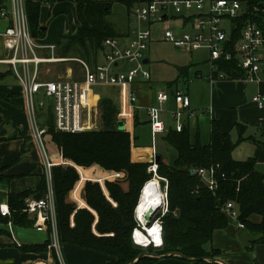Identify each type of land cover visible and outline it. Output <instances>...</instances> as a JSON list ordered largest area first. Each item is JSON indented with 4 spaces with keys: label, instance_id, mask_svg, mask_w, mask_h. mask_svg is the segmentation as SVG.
<instances>
[{
    "label": "trees",
    "instance_id": "trees-1",
    "mask_svg": "<svg viewBox=\"0 0 264 264\" xmlns=\"http://www.w3.org/2000/svg\"><path fill=\"white\" fill-rule=\"evenodd\" d=\"M75 1L81 27L76 34L65 35L61 44L65 43L66 52L77 45L90 56L91 51L95 53L103 48L107 38L118 35L107 20V15L112 10V2ZM117 2L130 11L138 0ZM246 2L250 12H253V8L261 6L264 0ZM26 7L32 35L43 37L45 30L40 25L41 1L28 0ZM252 16L249 13L237 21L238 28L232 37L234 41L245 22ZM235 67L234 62H224L220 63L219 69L224 70L230 77H241V72ZM2 97L6 96L0 94V98ZM100 107L105 118V128L81 133L57 131L52 108L48 110V132L64 160L85 167L98 165L104 170L124 174L123 178L106 180L105 192L99 182L87 181L89 178H85L79 168L81 180L87 181L83 198L88 206L79 208L76 202L68 199L70 191L80 179L78 170L75 167L69 168L68 164L55 166L52 175L59 237L61 243L112 255L117 259L116 264H133L143 251H147L133 242L132 233L137 226L135 209L142 189L152 181L153 174L148 172L149 162L132 160L133 139L130 132L118 128V106L112 99L102 97ZM138 112L139 109L136 110L135 127L140 124ZM235 128L238 139L233 141L231 134L222 130L220 121L213 120L208 143H203L200 129L192 134L188 126L181 132L172 125L167 128L163 137L176 150L177 155L169 164L161 159L158 163V175L168 180L169 211L162 218L163 246H150L148 250H153L147 253L158 256L175 252L191 258L216 257L220 250L212 246L213 234L215 230L226 228L229 224V217L222 209L228 201L235 202L239 210V220L251 234L257 236L254 243L264 241V172L257 169L255 157L237 160L232 155L243 141H254L260 147L262 143L245 134L246 124L237 122ZM134 142L136 143L135 136ZM210 167L216 168L219 183L214 191L206 186L197 173H191L192 169ZM2 172L0 169V181H9L11 177L4 176ZM156 182L160 185L159 180ZM46 188L47 180L44 175L37 192L44 194ZM32 194V190L9 193L8 203L12 214L10 217L0 215L6 217L7 222L12 220L15 224L33 226L34 220L23 211L27 198ZM253 215L261 216L260 222L252 221ZM49 245L48 240L44 244L22 246V249L42 252L48 250ZM157 256H144L135 264H155ZM55 258L59 264L56 255Z\"/></svg>",
    "mask_w": 264,
    "mask_h": 264
},
{
    "label": "crops",
    "instance_id": "crops-1",
    "mask_svg": "<svg viewBox=\"0 0 264 264\" xmlns=\"http://www.w3.org/2000/svg\"><path fill=\"white\" fill-rule=\"evenodd\" d=\"M27 1L24 0L25 4H27ZM36 1H41L40 25L45 30V33L43 37H35V39L39 45L54 46V48H39L37 50L38 56L42 58H55V60L41 63V79L84 80L85 69L81 61L86 62L92 69H95L96 66L100 65L98 63V51H95V53L91 51V55L87 56L80 46L75 45L69 52H66L65 43L61 44V40L65 35L76 34L81 27L76 1ZM95 1L112 2V10L107 15L108 20L113 15L117 0ZM5 2H7L6 5ZM10 6V0H0V8H10ZM122 6L125 10H123L120 16V21H108L117 31L118 35L114 38L118 39L122 47H126L134 39V29H131L128 24V21L131 20V10L129 11L127 7ZM125 11L127 13V19ZM123 18L127 20L126 23L121 22ZM175 20L180 19L175 18ZM172 21L167 23L158 21H153L152 23L145 22L144 25H150L152 27L154 23H159L165 26L168 24L171 27ZM178 24H180V28H175L179 31H184L186 26H183L181 21ZM10 25L11 20L4 18L0 14V94L6 96L0 98V169L3 170L2 174L4 176L11 177L9 181H0V204H7L8 206L9 193H21L32 190L33 194L27 198L26 203L31 198H35L39 193L37 189L42 177L45 175L44 155L53 161V168L65 164L57 144L53 140L50 132H48L47 121L49 109H42L37 113V117L38 114L42 115L44 120L42 123L38 120L39 124L47 128V134L43 137L45 152H42L33 135V126L26 110L22 86L17 80L12 66L2 61L7 59L11 54L5 45V38L3 36V33ZM163 38L162 41H164ZM152 41L151 38L150 43ZM103 48H106L104 43ZM199 50L205 49H198L193 52L180 51L193 56ZM107 51V48L104 49L105 62ZM145 60L147 61L144 62V67L149 62L146 56ZM192 65L180 68L179 76L188 79L186 85L179 84L180 78L178 76L175 80L166 81V86L163 89L156 87V81L152 78L151 69L145 67L151 73V79L145 80L142 77H138L133 84V88L138 95V105L140 106L138 112L140 123L143 120L150 128L147 108L157 104L156 96L159 91L164 90L170 94V100L166 104L167 108L176 107L174 94L177 91H182L191 98V108L195 111V116H186L185 118V126H188L190 131L193 129V133L191 131L192 134L200 129L202 137V129L204 128L210 135L211 122L218 120L220 121L222 130L229 132L233 141H236L238 134L235 124L237 122L244 123L246 124L245 134L255 137L262 143V146H258L254 141L246 140L240 143L241 145L239 144V147L249 145L247 146L248 156L256 158L257 169L260 167L264 168V107L260 108L253 101L254 96L257 94L264 95V69L260 73V81L227 79L211 83L208 79L210 71L209 65L207 67L200 65L197 69L193 70ZM128 66V64L122 63L115 70H126ZM119 92L118 87L110 85L95 87L92 99L97 102L98 111L102 97L112 99L119 108ZM140 115L143 116L141 117ZM119 120L121 119L119 118ZM124 121L125 130L130 132L133 139L131 156L134 162L151 163L156 154H160L165 163H171L165 159L164 154L154 144L142 142L140 137L136 135L135 116ZM170 125H172L171 121L167 128ZM165 132L160 134L164 136ZM134 136L136 137V143L134 142ZM242 147L245 148V146ZM78 166L73 165L78 172L79 168H81L84 177L89 178L87 181L99 182L105 192V181L111 179L109 176L120 175L114 171L104 170L98 165L90 167ZM87 181L85 179L81 180L80 174V179L77 181L76 186L69 193L68 199L76 202L79 208L88 207L83 198V190ZM123 185L124 187L127 186L126 183ZM28 217L35 222L34 216L28 214ZM251 220L260 222L261 216L253 215ZM10 221L12 220L7 222L6 217L0 215V264H57L54 252L49 249V246L48 250L42 252L25 251L22 249V246L25 245L44 244L48 240L50 242L51 236L48 230L38 231L34 227V224L33 226H25L15 224L13 221L11 227L9 226ZM72 225H74L73 220ZM256 240L257 236L251 234L247 228H240L236 222L229 219V224L226 228L217 229L213 234L212 246L220 250V254L216 258L221 261L215 262L209 259L186 260L180 256L158 255L155 264H211L212 262L218 264H264V241L254 243ZM62 252L66 264H116L117 261L112 255L68 243H62Z\"/></svg>",
    "mask_w": 264,
    "mask_h": 264
},
{
    "label": "built area",
    "instance_id": "built-area-1",
    "mask_svg": "<svg viewBox=\"0 0 264 264\" xmlns=\"http://www.w3.org/2000/svg\"><path fill=\"white\" fill-rule=\"evenodd\" d=\"M10 4V8H0V14L11 20V25L3 33L5 45L11 54L2 61L12 66L22 86L26 110L33 126V135L42 152H45L43 137L47 134V128L39 124L38 111L52 108L54 126L57 131L70 133L92 131L97 126V102L92 99L93 90L97 86L118 87L120 90L119 118L126 120L135 116L140 106L133 84L138 77L145 80L151 79V73L144 67V59L153 32L150 25H144L145 22L167 23L176 18L180 19L183 26L189 25L193 28V32L179 31L167 24L164 29V40L185 52L207 50L210 69L208 79L211 83L227 79L260 81V73L264 69V2L250 12L246 0H138L131 9L132 19L137 27L133 31L134 39L128 46L122 47L116 38H107L104 41V46L108 49L104 64L92 69L86 62L81 61L85 69L84 80H42L41 63L55 60V58H42L38 56L37 50L41 47L54 48V46L37 43L30 30L24 0H10ZM249 13L253 16L245 22L238 38L234 41L232 37L238 28L237 21ZM224 62H234L235 68L241 72L242 76L233 78L224 70H220V63ZM122 63L128 64V68L116 71V67ZM156 98L157 104L147 108L153 140L158 134L166 131L168 119L172 127L181 132L185 128L186 116H195V111L191 108V98L182 91L174 94L176 107L173 109L166 107L170 100V94L167 91H159ZM253 101L260 108L264 107V95L257 94ZM43 157L47 180L46 191L41 194L39 200L31 198L23 211L34 216V227L38 231L50 232L49 249L53 250L59 264H66L58 231L52 175L54 163L45 155ZM64 162L75 165L67 160ZM194 170L210 190L214 191L218 188L215 167ZM148 172L164 183L163 185L161 183V189L165 194L164 205L153 214L149 225L160 224L162 242L160 245L154 241L144 245L137 241V228L148 233L145 226L141 225L137 219V209H135L137 226L133 230L132 240L142 248L150 246L160 248L163 246L162 218L169 211L168 180L158 175V163L155 158L150 163ZM222 209L238 227L245 228L244 223L239 220V210L235 202H226ZM0 214L11 216L12 212L7 204H0ZM12 225L13 222L10 221L9 226L12 227Z\"/></svg>",
    "mask_w": 264,
    "mask_h": 264
},
{
    "label": "rangeland",
    "instance_id": "rangeland-1",
    "mask_svg": "<svg viewBox=\"0 0 264 264\" xmlns=\"http://www.w3.org/2000/svg\"><path fill=\"white\" fill-rule=\"evenodd\" d=\"M6 3L7 2H5V5H6ZM116 3H117V5L115 6V8L113 10V15L108 18L109 21L110 20L111 21L113 20L115 22L120 21L119 20L121 18L120 16H121L123 10H125V9H123L124 7L121 4H119L118 2H116ZM125 15H126V19H127L126 11H125ZM130 17H131V20L128 21L130 28L136 29L137 25L132 22V14L130 15ZM126 19L123 18V21H121V22L126 23L127 22ZM178 23H180V20L172 21L171 27L172 28H175V27L180 28L179 27L180 24H178ZM164 26L165 25H161L159 23H154L152 25L151 28L154 32V34L152 36L153 41L150 43V47L146 51V55H145L149 59V62L146 64L145 67L151 69L152 78L154 81H156V87L159 89L165 88L166 81H172V80L177 79L179 74H180V68L181 67L190 66L192 64H194L191 66L192 70L197 69L200 65L207 67L208 66V59H209V54H208L207 50L196 51L193 56H190L189 54L181 52L179 49L175 48L172 44L165 42V40L163 38ZM117 27H119V26H117ZM184 31L193 32L194 30L189 25H187L184 28ZM162 38L164 41H162ZM104 49H106V48H101L98 51V53H99L98 63L99 64L105 63ZM195 64H197V65H195ZM179 78H180L179 84H181V85L187 84L188 79L186 77L184 78V77L179 76ZM185 88H186V86H185ZM169 108L173 109V107H169ZM140 116L142 117L143 115H140ZM104 119L105 118H103V112L101 110V107L99 106V111L97 113V120H96L97 126L92 131H97V130H101V129L105 128ZM38 120L40 121V123L44 122L43 116L38 114ZM169 122L170 121H168V124H169ZM191 131L193 133V129H191ZM136 135L138 137H140L142 142H145L148 144H154L159 149V151H161L164 154V157L167 161L173 162V160L176 158V155H177L176 150L169 144V142H167L164 139L163 135H161V134L157 135L156 138L153 140L151 130L148 127V125L146 124V122H144L143 120L136 127ZM202 141H203V143H208L210 141V135L207 133V131L204 130V128L202 129ZM240 145L237 146L238 148L236 147V149L233 153V158L238 159V160H245L249 157L248 156L249 154H247V146H249V145H242V146H245V148L242 146L239 147ZM68 166H69V164H68ZM263 169H264L263 167L258 168L259 171L264 172ZM117 173H119V172H117ZM123 176H124V174L120 173L119 176H109V178H111L110 180H114V178L115 179L123 178ZM152 177H153L152 181H150L148 183V185L155 184L156 186H159V187H161V183L163 185V182L161 180L154 178V176H152ZM156 180H159L160 185L156 182ZM113 204L116 205V203H114V202H113ZM143 249H145V251L150 250V249L148 250V248H143ZM152 250H150V251H152ZM147 251H146V253H147ZM154 253H155V251H154ZM153 255L154 254H152V253L149 254V256H153Z\"/></svg>",
    "mask_w": 264,
    "mask_h": 264
},
{
    "label": "bare ground",
    "instance_id": "bare-ground-1",
    "mask_svg": "<svg viewBox=\"0 0 264 264\" xmlns=\"http://www.w3.org/2000/svg\"><path fill=\"white\" fill-rule=\"evenodd\" d=\"M158 179V178H157ZM153 183V182H152ZM145 188V187H144ZM143 188V193L139 204L137 206V219L144 225L147 229V232H143L141 229L137 228L136 239L138 242L143 243L144 245H149L150 242H156L157 245H160L162 242V237L160 233V224L155 223L154 225L147 226L144 215L145 212L152 208H157L158 206L162 207L164 205V192L161 187L156 186L155 184L148 185L145 189Z\"/></svg>",
    "mask_w": 264,
    "mask_h": 264
},
{
    "label": "water",
    "instance_id": "water-1",
    "mask_svg": "<svg viewBox=\"0 0 264 264\" xmlns=\"http://www.w3.org/2000/svg\"><path fill=\"white\" fill-rule=\"evenodd\" d=\"M147 60H145L144 62H146ZM118 128L119 129H125V121L124 120H119V122H118ZM161 159H162V157H161V155L160 154H156V156H155V161H156V163H159L160 161H161ZM69 168H71V167H73V164H69V166H68ZM191 173L192 174H194L195 173V170H191ZM142 193H143V189H142ZM142 193H141V196H142ZM41 198V194L40 193H38L36 196H35V199H37V200H39ZM140 199H141V197H140ZM161 207L160 206H158L157 208H152V209H149L148 211H147V213H146V215H145V222H146V224H147V226H149L150 224H151V220H152V216H153V214L157 211V210H159ZM150 253H146V252H143V253H141L139 256H138V258L134 261V263L133 264H135L138 260H140L141 258H143L144 256H147V255H149ZM154 255H156V254H154ZM157 256V255H156ZM163 256H180V257H182V258H184V259H186V260H204V259H209V260H212V261H221V260H219V259H217L216 257H212V258H210V257H207V258H205V257H199V258H191V257H187V256H185V255H182V254H180V253H175V252H173V253H168V254H164Z\"/></svg>",
    "mask_w": 264,
    "mask_h": 264
}]
</instances>
